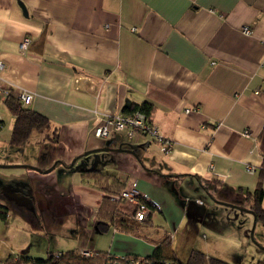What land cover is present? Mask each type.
<instances>
[{
  "label": "crops",
  "instance_id": "1",
  "mask_svg": "<svg viewBox=\"0 0 264 264\" xmlns=\"http://www.w3.org/2000/svg\"><path fill=\"white\" fill-rule=\"evenodd\" d=\"M0 59L1 84L32 94L28 108L59 133L12 147L13 119L0 117V188L32 204L0 196V264L71 250L147 257L162 233L181 262L198 250L264 264V227L243 195L264 190V0H0ZM143 104L169 153L145 136H93L95 113ZM84 169L159 206L140 235L98 229L105 195Z\"/></svg>",
  "mask_w": 264,
  "mask_h": 264
},
{
  "label": "trees",
  "instance_id": "2",
  "mask_svg": "<svg viewBox=\"0 0 264 264\" xmlns=\"http://www.w3.org/2000/svg\"><path fill=\"white\" fill-rule=\"evenodd\" d=\"M3 103L13 119L9 139V144L12 147L24 146L34 133L43 134L45 140L51 143L58 142V130L51 128L49 121L44 116L20 103L12 93ZM136 108L145 112L150 119L152 108L145 104L126 108L124 113H130ZM80 175L83 180L91 181L97 189L104 192L105 196L101 201L98 211L99 223L97 227L100 231H105L108 225H112L118 232L140 235V227L150 223V216L145 221L139 222L134 220L132 215L125 216L118 210V206L124 204V202L117 203L111 197L119 194L124 189L115 176L96 170L85 169L80 171ZM243 195L249 212L252 213L255 221L264 227V210L261 208L264 190L261 188L260 182L257 183L256 188L252 192L246 191ZM5 217L6 213L2 211V207L0 206L1 220H4ZM145 239L147 238L145 237ZM148 240L154 249L151 255L147 257L135 255L116 257L103 251H88L89 256L85 257L81 251L71 250L56 253L58 254L57 257L54 256V252L47 253L43 258L9 257L5 261V264H228L219 259L207 258L198 250H191L187 260L181 262L175 255L170 235L162 233L158 239Z\"/></svg>",
  "mask_w": 264,
  "mask_h": 264
},
{
  "label": "built area",
  "instance_id": "3",
  "mask_svg": "<svg viewBox=\"0 0 264 264\" xmlns=\"http://www.w3.org/2000/svg\"><path fill=\"white\" fill-rule=\"evenodd\" d=\"M242 33L245 35L249 34L247 28L242 29ZM29 44V39H23L19 45L21 52H24ZM5 69V64L0 59V102H4L7 97L11 94L8 87L1 84V75ZM16 98L25 106H28L32 101V94L20 91L15 95ZM117 133H124L128 139H133L135 137L145 136L151 141L158 143L161 146V151L163 153H169L172 147L171 142L165 139L158 131V129L152 125L151 120L148 115L136 108L130 113H120V112H110V113H95V119L93 123V136L96 138L107 139L112 135ZM249 136L248 134H244ZM246 171L249 174L255 172L253 166H246ZM112 200L115 202H124V204H130L135 206V210L132 214V218L136 221H145L149 214V208H159L158 205L151 202L147 197H145L141 192L135 188L124 189L119 194L112 196ZM199 203L200 201L197 200ZM150 206V207H149ZM83 256H89L88 251H81ZM58 254H54L57 257Z\"/></svg>",
  "mask_w": 264,
  "mask_h": 264
},
{
  "label": "rangeland",
  "instance_id": "4",
  "mask_svg": "<svg viewBox=\"0 0 264 264\" xmlns=\"http://www.w3.org/2000/svg\"><path fill=\"white\" fill-rule=\"evenodd\" d=\"M0 117H1V119H4V123H6V124H8V122L10 121V118H11V115H10V113H9V111L7 110V108H6V106L4 105V103L3 102H0ZM6 124H5V128H6ZM4 127H2L1 129H0V131L2 130V132L0 133V134H2L3 132H5V131H3L4 129H5ZM1 137V136H0ZM3 189L4 188H0V196H6V195H4L3 194ZM7 197V196H6ZM10 200H13V199H10ZM14 201V200H13ZM156 216H157V214H156ZM158 218V223L157 222H154V227L156 228V229H159V230H165V219L163 218V217H161V216H158L157 217ZM156 223V224H155ZM160 223V224H159ZM182 227L183 226H181V228H179V229H181V230H179V233H181V231H182ZM165 231H167V230H165ZM174 230H170V232H173ZM196 237V236H195ZM245 264H248V261L246 260L245 261Z\"/></svg>",
  "mask_w": 264,
  "mask_h": 264
},
{
  "label": "water",
  "instance_id": "5",
  "mask_svg": "<svg viewBox=\"0 0 264 264\" xmlns=\"http://www.w3.org/2000/svg\"><path fill=\"white\" fill-rule=\"evenodd\" d=\"M2 192H3L4 195H6L7 197L13 199L18 204H24L27 207H29L30 210H32V204H31V201L28 198L20 196L19 194H16L14 192H11L9 188H4Z\"/></svg>",
  "mask_w": 264,
  "mask_h": 264
}]
</instances>
